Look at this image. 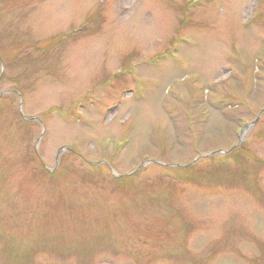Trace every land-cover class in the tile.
Masks as SVG:
<instances>
[{
  "label": "rangeland",
  "instance_id": "obj_1",
  "mask_svg": "<svg viewBox=\"0 0 264 264\" xmlns=\"http://www.w3.org/2000/svg\"><path fill=\"white\" fill-rule=\"evenodd\" d=\"M0 264H264V0H0Z\"/></svg>",
  "mask_w": 264,
  "mask_h": 264
},
{
  "label": "water",
  "instance_id": "obj_2",
  "mask_svg": "<svg viewBox=\"0 0 264 264\" xmlns=\"http://www.w3.org/2000/svg\"><path fill=\"white\" fill-rule=\"evenodd\" d=\"M26 118H28V119H30V120H34V119H36V117H26Z\"/></svg>",
  "mask_w": 264,
  "mask_h": 264
}]
</instances>
